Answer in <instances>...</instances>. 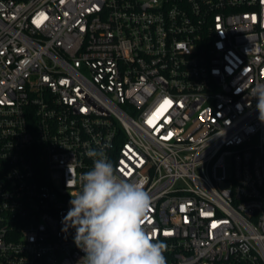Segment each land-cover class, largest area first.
<instances>
[{
	"label": "built area",
	"instance_id": "2783aa9c",
	"mask_svg": "<svg viewBox=\"0 0 264 264\" xmlns=\"http://www.w3.org/2000/svg\"><path fill=\"white\" fill-rule=\"evenodd\" d=\"M257 84L264 0H0V264H82L62 219L99 148L166 264H264Z\"/></svg>",
	"mask_w": 264,
	"mask_h": 264
},
{
	"label": "clouds",
	"instance_id": "9594fccd",
	"mask_svg": "<svg viewBox=\"0 0 264 264\" xmlns=\"http://www.w3.org/2000/svg\"><path fill=\"white\" fill-rule=\"evenodd\" d=\"M259 119L264 122V84H257ZM89 170L79 177L62 219V231L75 230L74 243L84 255L82 264H166L167 245L143 227L151 197L142 182L120 178L103 148L89 149Z\"/></svg>",
	"mask_w": 264,
	"mask_h": 264
},
{
	"label": "snow or ice",
	"instance_id": "6c2138e0",
	"mask_svg": "<svg viewBox=\"0 0 264 264\" xmlns=\"http://www.w3.org/2000/svg\"><path fill=\"white\" fill-rule=\"evenodd\" d=\"M46 19H47V16L46 15L40 14V16L34 21V23H36L37 26H39ZM168 104H170V101L164 100V105H168ZM149 123H151V121H149ZM213 227H216V225H213Z\"/></svg>",
	"mask_w": 264,
	"mask_h": 264
}]
</instances>
